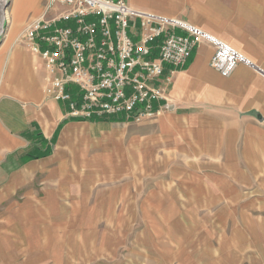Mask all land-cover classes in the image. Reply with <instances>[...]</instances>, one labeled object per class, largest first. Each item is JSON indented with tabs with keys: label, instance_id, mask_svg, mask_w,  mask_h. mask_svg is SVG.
I'll return each mask as SVG.
<instances>
[{
	"label": "rangeland",
	"instance_id": "obj_1",
	"mask_svg": "<svg viewBox=\"0 0 264 264\" xmlns=\"http://www.w3.org/2000/svg\"><path fill=\"white\" fill-rule=\"evenodd\" d=\"M16 1L0 9L4 134L48 83L25 42L40 14L19 20ZM94 122L88 160L66 167L60 187L51 184L63 172L53 170L52 155L64 154L57 137L48 156L22 162L28 144L8 149L0 136V264H264V129L238 123L234 143L212 137L221 129L209 128L207 139L187 136L186 120L165 108L138 122ZM47 157V171L31 181L13 177Z\"/></svg>",
	"mask_w": 264,
	"mask_h": 264
},
{
	"label": "built area",
	"instance_id": "obj_2",
	"mask_svg": "<svg viewBox=\"0 0 264 264\" xmlns=\"http://www.w3.org/2000/svg\"><path fill=\"white\" fill-rule=\"evenodd\" d=\"M43 1L25 42L46 72V96L63 103L71 118L138 122L159 114L171 76L204 38L214 46L209 65L222 76L243 60L185 21L133 9L125 0Z\"/></svg>",
	"mask_w": 264,
	"mask_h": 264
},
{
	"label": "crops",
	"instance_id": "obj_3",
	"mask_svg": "<svg viewBox=\"0 0 264 264\" xmlns=\"http://www.w3.org/2000/svg\"><path fill=\"white\" fill-rule=\"evenodd\" d=\"M125 2L136 10L183 20L204 36L229 45L243 57L231 74L222 76L209 65L214 46L204 38L194 48L187 63L171 76L165 89V110L172 118L186 120L187 126L182 133L186 132L187 136L196 133L207 139L209 128L221 129L224 132L212 137L220 138L222 143H234L238 123H245L257 133L264 129V0ZM145 2H153L154 6H146ZM43 3V0H17L14 16L22 21L37 16ZM168 73L169 66H165L163 77ZM65 108L63 103L43 92L39 98L22 106L21 117L13 119L8 134L0 131L6 148L15 150L27 146L28 142L19 133L27 129L29 122H35L48 140L63 122L55 147L64 154L52 155L53 170L63 171L51 181L57 187L63 184L66 167L76 169L77 160H88V125L100 124L72 119ZM49 159L29 161L12 175L31 181L38 172L47 171L46 163L42 161ZM85 166L88 168V163ZM45 177L43 180L47 181L46 174ZM76 177L77 174L69 173V180L75 182Z\"/></svg>",
	"mask_w": 264,
	"mask_h": 264
},
{
	"label": "trees",
	"instance_id": "obj_4",
	"mask_svg": "<svg viewBox=\"0 0 264 264\" xmlns=\"http://www.w3.org/2000/svg\"><path fill=\"white\" fill-rule=\"evenodd\" d=\"M72 119H75V118H72ZM109 119H113V118H109ZM90 121L94 122V121H99V120L92 119ZM62 124L63 122L57 126L52 138L47 140L43 136L37 124L35 122H31L28 128L24 130L23 132H21V136H23L28 142V147L25 150L18 152L20 155L19 159L21 161L22 160L26 161L30 159H37V158L48 156L52 152V145L55 142V138Z\"/></svg>",
	"mask_w": 264,
	"mask_h": 264
},
{
	"label": "bare ground",
	"instance_id": "obj_5",
	"mask_svg": "<svg viewBox=\"0 0 264 264\" xmlns=\"http://www.w3.org/2000/svg\"><path fill=\"white\" fill-rule=\"evenodd\" d=\"M3 1L5 0H0V9L2 8Z\"/></svg>",
	"mask_w": 264,
	"mask_h": 264
},
{
	"label": "water",
	"instance_id": "obj_6",
	"mask_svg": "<svg viewBox=\"0 0 264 264\" xmlns=\"http://www.w3.org/2000/svg\"><path fill=\"white\" fill-rule=\"evenodd\" d=\"M8 3V2H7Z\"/></svg>",
	"mask_w": 264,
	"mask_h": 264
}]
</instances>
